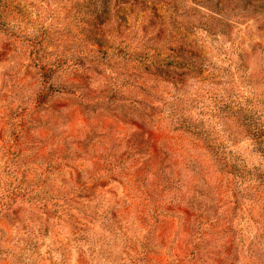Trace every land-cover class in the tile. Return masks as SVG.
Masks as SVG:
<instances>
[{
	"label": "rangeland",
	"instance_id": "obj_1",
	"mask_svg": "<svg viewBox=\"0 0 264 264\" xmlns=\"http://www.w3.org/2000/svg\"><path fill=\"white\" fill-rule=\"evenodd\" d=\"M264 0H0V264H264Z\"/></svg>",
	"mask_w": 264,
	"mask_h": 264
},
{
	"label": "trees",
	"instance_id": "obj_2",
	"mask_svg": "<svg viewBox=\"0 0 264 264\" xmlns=\"http://www.w3.org/2000/svg\"><path fill=\"white\" fill-rule=\"evenodd\" d=\"M249 133L254 137L259 147L264 151V133L261 132L260 129L253 123H251Z\"/></svg>",
	"mask_w": 264,
	"mask_h": 264
}]
</instances>
